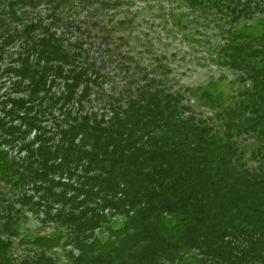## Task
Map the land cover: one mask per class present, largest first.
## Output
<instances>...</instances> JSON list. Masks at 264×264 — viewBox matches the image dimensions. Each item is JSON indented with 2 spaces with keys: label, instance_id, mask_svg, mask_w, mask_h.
I'll return each instance as SVG.
<instances>
[{
  "label": "trees",
  "instance_id": "1",
  "mask_svg": "<svg viewBox=\"0 0 264 264\" xmlns=\"http://www.w3.org/2000/svg\"><path fill=\"white\" fill-rule=\"evenodd\" d=\"M26 1L0 0V61L16 34L3 15L21 20L16 4ZM50 1L49 25L35 19L23 27L28 38L37 27L44 34L23 48V57H11L19 67L7 66V72L28 81V101L43 91L47 96L58 79L63 87L55 101L81 107L89 84L100 85L109 75L105 63L124 76L118 93L102 105L105 114L77 113L66 121L57 149L50 151L45 138H36L40 143L29 156H37V170L29 162L19 172L0 152V177L45 182L43 198L70 205L57 214L68 233L39 234L25 243L42 249L71 246L77 253L69 250L63 264H264V167L247 166L235 139L255 135L264 149V0H185L215 8L232 21L261 14L259 32L253 26L226 31L219 47L223 64L240 73L239 82L248 81L233 101L211 89L184 88L216 111L222 133L193 111L184 91L169 85L168 69L162 66L164 72L156 75L158 67L142 53L102 38L103 58L90 61L81 40L60 42L50 24L62 13ZM108 1L101 0L102 6ZM85 30L91 33L90 26ZM11 101L19 110L28 104ZM63 173L75 177L74 184L48 177ZM7 245L0 240V264H13ZM25 264L57 263L43 250Z\"/></svg>",
  "mask_w": 264,
  "mask_h": 264
},
{
  "label": "rangeland",
  "instance_id": "2",
  "mask_svg": "<svg viewBox=\"0 0 264 264\" xmlns=\"http://www.w3.org/2000/svg\"><path fill=\"white\" fill-rule=\"evenodd\" d=\"M108 2L110 5L102 6L101 0H54V6H59L57 11L62 13V19L50 24L55 33L53 34L64 45L81 40L90 61L103 58L102 38L120 43L121 47H131L133 52L142 53V59L149 65H154V69L158 67L156 75L164 72L162 66L167 68L169 85H173L174 90L184 91L193 111L222 133L216 111L206 106L198 97L199 94H189L184 88L211 89L222 92L224 101H233L247 86L248 81L239 82L237 77L240 73L223 64L219 47L227 37L226 31H246L253 26L259 32L261 14L241 16L232 21L215 8L205 7L204 4L191 6L185 0ZM0 4L3 5L1 2ZM52 7L53 1L50 0H30L16 4L21 20H13L11 15H3L6 26L16 34L0 61V152H5L7 158L14 161V167L19 172L24 171L29 162L37 170V156L30 157L29 151H35L38 147V136L45 138L46 147L53 151L63 143L60 130L66 127V121L70 117L77 113H86L99 118L101 114H105L102 105L112 92L118 93L124 76L122 71L114 68L113 63H105L103 72L109 75L100 85L89 84V95L83 99L81 107L74 101L63 106L62 101H55L63 87V82L58 79L50 87L47 96L43 91L28 101V81L23 82L18 76L7 72V66L19 67V61L12 63L11 57H23V48L44 34L41 27H37L32 31L31 37H26L23 35L25 24L35 19H40L42 24H48ZM88 26L91 33L85 30ZM85 52L81 55L80 62L84 61ZM156 59L161 63L158 66ZM30 60L33 61V55ZM13 99H24L28 104L19 110L12 105ZM11 109L13 112H9ZM9 130L14 134L11 135ZM235 139L247 166L254 169L264 167V149L259 148L260 141L255 135L242 134ZM51 162L53 161L49 163ZM48 177L64 183L74 184L75 180V177L67 178L66 173L61 177ZM16 180L17 175L0 177V240L8 243L10 261L13 264H25L44 250V254L57 264L68 262L69 250L73 254L77 253L71 246L42 249L25 243V240L39 234L68 233V228L62 225L57 214L61 210L70 209V205L57 203L48 197L43 198L44 189L48 185L45 182L25 178L18 183ZM60 190L58 187L54 188L56 192ZM112 219L119 221L121 217L114 216ZM102 230L103 228L95 230V233Z\"/></svg>",
  "mask_w": 264,
  "mask_h": 264
}]
</instances>
